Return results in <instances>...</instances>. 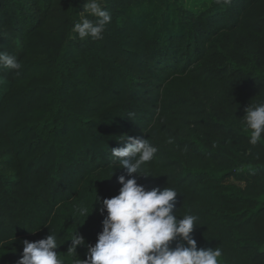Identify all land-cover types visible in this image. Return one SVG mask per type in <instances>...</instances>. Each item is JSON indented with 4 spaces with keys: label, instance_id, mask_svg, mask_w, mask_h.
I'll return each mask as SVG.
<instances>
[{
    "label": "trees",
    "instance_id": "trees-1",
    "mask_svg": "<svg viewBox=\"0 0 264 264\" xmlns=\"http://www.w3.org/2000/svg\"><path fill=\"white\" fill-rule=\"evenodd\" d=\"M84 2L0 0V51L22 65L0 68V264L49 233L71 264L76 231L86 258L102 231L95 201L121 187L111 148L126 135L158 149L133 175L177 190L198 247L264 264V133L253 146L242 123L264 100V0H100L111 23L80 40Z\"/></svg>",
    "mask_w": 264,
    "mask_h": 264
},
{
    "label": "clouds",
    "instance_id": "clouds-1",
    "mask_svg": "<svg viewBox=\"0 0 264 264\" xmlns=\"http://www.w3.org/2000/svg\"><path fill=\"white\" fill-rule=\"evenodd\" d=\"M111 20V13L102 7L100 0H85L80 20L72 31L80 40L102 39ZM21 67L14 55L0 51V68ZM244 111L242 123L246 130H251L249 143L255 146L264 133V100L248 104ZM122 141L123 146L111 148V156L124 169V174L118 177L119 192L111 198L97 197L95 203L100 204L103 216L102 231L97 233L94 245H87L85 259L73 255L77 254L78 245H85V238L78 231L72 234L67 249L73 257L71 264H220L222 250L198 247L191 235L198 225V216L185 214L178 218L174 212L179 194L176 189L166 186L149 189L137 183L133 174L140 175L142 165L151 161L158 149L147 138L126 135ZM168 142L172 143L171 138ZM77 212L89 215L85 207H77ZM22 244V253L15 264H65L58 258L56 249L60 244L55 234L35 241L24 239Z\"/></svg>",
    "mask_w": 264,
    "mask_h": 264
},
{
    "label": "rangeland",
    "instance_id": "rangeland-1",
    "mask_svg": "<svg viewBox=\"0 0 264 264\" xmlns=\"http://www.w3.org/2000/svg\"><path fill=\"white\" fill-rule=\"evenodd\" d=\"M231 181H234V180H232V179H230ZM235 182V181H234Z\"/></svg>",
    "mask_w": 264,
    "mask_h": 264
}]
</instances>
